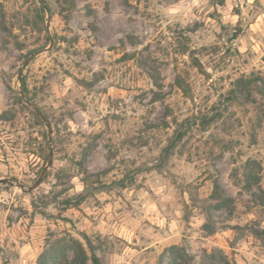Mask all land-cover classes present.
Returning a JSON list of instances; mask_svg holds the SVG:
<instances>
[{
  "label": "rangeland",
  "instance_id": "obj_1",
  "mask_svg": "<svg viewBox=\"0 0 264 264\" xmlns=\"http://www.w3.org/2000/svg\"><path fill=\"white\" fill-rule=\"evenodd\" d=\"M262 77L264 0H0V264H264Z\"/></svg>",
  "mask_w": 264,
  "mask_h": 264
},
{
  "label": "trees",
  "instance_id": "obj_2",
  "mask_svg": "<svg viewBox=\"0 0 264 264\" xmlns=\"http://www.w3.org/2000/svg\"><path fill=\"white\" fill-rule=\"evenodd\" d=\"M43 10V7L41 8ZM258 81L264 86V77L258 79ZM23 93L26 94V89L22 88ZM181 134H178L174 137L171 143L164 149L165 153H169L170 150L174 148L176 142L180 140ZM99 190V189H96ZM87 189H84V192L80 195H76L71 199L66 200L68 207L78 206L85 198ZM84 240L86 238L84 237ZM86 242V241H85ZM90 255L86 254V251L83 245L75 240H71V245L65 244H54L51 245L49 249L44 250L37 259V264H86L90 261L91 264H99V259L94 254L93 250L89 248V243L86 242ZM67 251L73 253V257L70 259L67 256Z\"/></svg>",
  "mask_w": 264,
  "mask_h": 264
},
{
  "label": "water",
  "instance_id": "obj_3",
  "mask_svg": "<svg viewBox=\"0 0 264 264\" xmlns=\"http://www.w3.org/2000/svg\"><path fill=\"white\" fill-rule=\"evenodd\" d=\"M34 109V111L40 116V117H42L39 113H38V111H37V109L36 108H33ZM0 182H2V183H5V181H0Z\"/></svg>",
  "mask_w": 264,
  "mask_h": 264
}]
</instances>
